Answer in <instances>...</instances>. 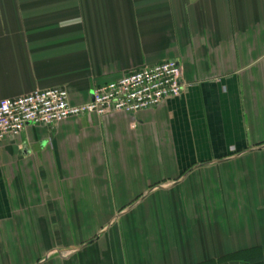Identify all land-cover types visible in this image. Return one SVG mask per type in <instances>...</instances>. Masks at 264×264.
<instances>
[{
	"label": "crops",
	"instance_id": "1",
	"mask_svg": "<svg viewBox=\"0 0 264 264\" xmlns=\"http://www.w3.org/2000/svg\"><path fill=\"white\" fill-rule=\"evenodd\" d=\"M165 60L180 97L0 141V264H264V0H0V99Z\"/></svg>",
	"mask_w": 264,
	"mask_h": 264
},
{
	"label": "built area",
	"instance_id": "2",
	"mask_svg": "<svg viewBox=\"0 0 264 264\" xmlns=\"http://www.w3.org/2000/svg\"><path fill=\"white\" fill-rule=\"evenodd\" d=\"M182 67L165 60L125 72L95 86L90 100L75 104L64 87L39 89L14 98L0 99V141L21 135L29 125L54 128L84 115L139 113L184 94Z\"/></svg>",
	"mask_w": 264,
	"mask_h": 264
},
{
	"label": "trees",
	"instance_id": "3",
	"mask_svg": "<svg viewBox=\"0 0 264 264\" xmlns=\"http://www.w3.org/2000/svg\"><path fill=\"white\" fill-rule=\"evenodd\" d=\"M259 252H256V251H250L248 253L245 254V258L247 260V262H254V261H257L259 260L260 256H259ZM236 256H238V254H230V255H227L222 261H230V260H234L236 259ZM211 264V263H209Z\"/></svg>",
	"mask_w": 264,
	"mask_h": 264
},
{
	"label": "rangeland",
	"instance_id": "4",
	"mask_svg": "<svg viewBox=\"0 0 264 264\" xmlns=\"http://www.w3.org/2000/svg\"><path fill=\"white\" fill-rule=\"evenodd\" d=\"M257 193H258V191H257Z\"/></svg>",
	"mask_w": 264,
	"mask_h": 264
}]
</instances>
